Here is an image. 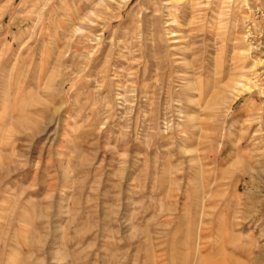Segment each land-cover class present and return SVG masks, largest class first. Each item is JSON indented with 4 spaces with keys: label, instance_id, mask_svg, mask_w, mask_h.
Segmentation results:
<instances>
[{
    "label": "rangeland",
    "instance_id": "1",
    "mask_svg": "<svg viewBox=\"0 0 264 264\" xmlns=\"http://www.w3.org/2000/svg\"><path fill=\"white\" fill-rule=\"evenodd\" d=\"M0 264H264V0H0Z\"/></svg>",
    "mask_w": 264,
    "mask_h": 264
}]
</instances>
